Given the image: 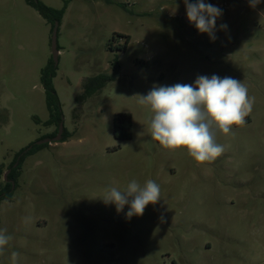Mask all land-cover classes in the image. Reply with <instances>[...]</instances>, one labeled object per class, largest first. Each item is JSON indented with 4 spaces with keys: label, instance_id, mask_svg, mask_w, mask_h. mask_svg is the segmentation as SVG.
<instances>
[{
    "label": "rangeland",
    "instance_id": "1",
    "mask_svg": "<svg viewBox=\"0 0 264 264\" xmlns=\"http://www.w3.org/2000/svg\"><path fill=\"white\" fill-rule=\"evenodd\" d=\"M38 2L65 10L52 79L64 131L25 158L1 203L13 238L0 264L12 251L18 264H264V0H204L222 10L214 41L184 0ZM53 26L28 0H0V190L19 153L60 133L42 82L56 62ZM213 74L241 80L255 103L233 134L217 133L223 153L197 163L151 138L137 95ZM121 114L131 139L115 138ZM148 179L161 199L142 216L99 198Z\"/></svg>",
    "mask_w": 264,
    "mask_h": 264
},
{
    "label": "clouds",
    "instance_id": "2",
    "mask_svg": "<svg viewBox=\"0 0 264 264\" xmlns=\"http://www.w3.org/2000/svg\"><path fill=\"white\" fill-rule=\"evenodd\" d=\"M260 2L249 0L252 7ZM184 4L188 21L214 41L216 21L222 10L204 0H184ZM221 28L226 29L227 25ZM137 96L139 105L150 111L147 128L151 138L168 150L185 149L197 163L212 161L223 153L217 133L233 134L232 126L244 125L255 103V97L249 96L241 80L215 74L198 76L194 84L156 86L147 95ZM160 197V185L148 179L143 185L132 180L123 189L109 185L99 198L106 205H115L118 213L127 205L126 217L131 219L142 216L146 207L156 204ZM12 238L7 229H0V256L5 254ZM19 255L17 251L11 252V264H18Z\"/></svg>",
    "mask_w": 264,
    "mask_h": 264
},
{
    "label": "trees",
    "instance_id": "3",
    "mask_svg": "<svg viewBox=\"0 0 264 264\" xmlns=\"http://www.w3.org/2000/svg\"><path fill=\"white\" fill-rule=\"evenodd\" d=\"M28 2L30 3L31 6H33L34 8H37V10L41 13L43 17L51 20L53 24H55V22H58L59 24L61 23L64 17V14H65V10H62L59 12H53L52 10L43 6L40 2H38V0H28ZM53 29H54V26H53ZM54 67H55V63L53 64V68L45 69L42 72V82H43V85L46 91L47 105L51 113V120L49 123L51 124L56 123L57 126L59 127L61 124V116L58 112V109L56 108V100L54 97L53 84H52V79L54 78V75H55ZM131 127H132L131 116L125 115V114L119 115L115 121V130H114L115 138L118 140L131 139L132 137ZM66 139H67V136L65 134L62 141H65ZM47 146H48L47 144L42 145V146H38L34 144L30 148L28 147L24 149L23 152L17 155L16 161L13 164H11V166L9 167V169L11 170V174L9 175L10 182H7L4 180L5 188L0 190V207L3 201L12 199L13 191H14L13 184L15 185L17 184V179L20 175L19 173H20V170L22 168V164L25 158ZM3 170H4L3 168H0V179H2Z\"/></svg>",
    "mask_w": 264,
    "mask_h": 264
},
{
    "label": "water",
    "instance_id": "4",
    "mask_svg": "<svg viewBox=\"0 0 264 264\" xmlns=\"http://www.w3.org/2000/svg\"><path fill=\"white\" fill-rule=\"evenodd\" d=\"M56 25L57 26H55V28H54L53 37H52V43H53L52 44V51H53L54 61H56L55 64L57 65L58 64V57H59L58 43H57V33H58L59 23L56 22ZM59 132L60 133L58 134V136L56 138H54V140H45L43 142L38 143V145H43V144L52 143V142H59L62 138V133H63V124L62 123L60 125ZM7 177H8V174H5V176H4L5 181H7ZM13 188H14V184H13Z\"/></svg>",
    "mask_w": 264,
    "mask_h": 264
},
{
    "label": "flooded vegetation",
    "instance_id": "5",
    "mask_svg": "<svg viewBox=\"0 0 264 264\" xmlns=\"http://www.w3.org/2000/svg\"><path fill=\"white\" fill-rule=\"evenodd\" d=\"M64 131V130H63ZM57 135L53 136V137H49L47 138V140H54V138H56ZM47 145H50L51 143H46ZM46 144H43V145H46ZM38 146H42V145H38Z\"/></svg>",
    "mask_w": 264,
    "mask_h": 264
}]
</instances>
